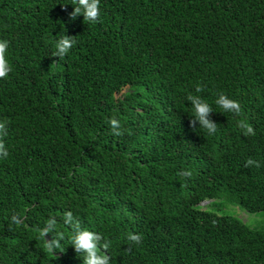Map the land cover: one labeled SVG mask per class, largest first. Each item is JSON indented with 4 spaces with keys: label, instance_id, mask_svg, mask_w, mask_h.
Returning a JSON list of instances; mask_svg holds the SVG:
<instances>
[{
    "label": "trees",
    "instance_id": "1",
    "mask_svg": "<svg viewBox=\"0 0 264 264\" xmlns=\"http://www.w3.org/2000/svg\"><path fill=\"white\" fill-rule=\"evenodd\" d=\"M76 7L0 0V264H85L77 227L108 264H264V226L233 214L264 211V0H99L94 23Z\"/></svg>",
    "mask_w": 264,
    "mask_h": 264
},
{
    "label": "clouds",
    "instance_id": "2",
    "mask_svg": "<svg viewBox=\"0 0 264 264\" xmlns=\"http://www.w3.org/2000/svg\"><path fill=\"white\" fill-rule=\"evenodd\" d=\"M74 4L77 5L74 12L70 14L72 19H75L76 15L83 14L84 20L89 22H96L97 17L99 16V0H74ZM81 7H83L84 11L81 12ZM74 44V40L67 36L62 37L57 43L56 48L59 51L53 53V55H59L63 57L65 53L72 47ZM7 50V41L0 42V78L5 77L8 72L11 70L8 62L5 59V52ZM197 92L203 91V88L197 87ZM187 99L192 101V106L194 110V116L201 123V128L205 129L210 135L214 134L217 131L216 124H213L207 119V115L210 111H212L209 104L204 102L203 100L197 98L196 96L189 95ZM216 104L219 105L224 111L234 112L236 114L240 113V104L235 100H231L227 98L225 95L221 94L219 99L216 100ZM113 128L119 126V122L116 119H112L109 121ZM248 132L254 134L253 129L251 127H247ZM114 135L119 136L121 132H113ZM4 145L0 143V151H3ZM4 157L8 155L5 151L3 153ZM250 162V161H249ZM209 200H204L201 202L202 205L208 204ZM13 221L19 224V220L16 216L12 217ZM54 223V222H50ZM48 230H42L41 235L45 237L46 232ZM60 238H63L62 234H58ZM129 241H135L136 244H140L142 237L140 235H132L128 236ZM99 237L94 234V232L88 230H80L77 227L74 231H72L70 243L74 245L77 253L86 252L87 256L85 257V264H108L109 257L107 255H100L98 248ZM54 247H59V240L52 239L48 241L49 250H53ZM107 249V245H103Z\"/></svg>",
    "mask_w": 264,
    "mask_h": 264
},
{
    "label": "rangeland",
    "instance_id": "3",
    "mask_svg": "<svg viewBox=\"0 0 264 264\" xmlns=\"http://www.w3.org/2000/svg\"><path fill=\"white\" fill-rule=\"evenodd\" d=\"M233 210L237 213V214L236 213H233V214L238 216L243 222L253 227L264 226V211L257 212V213H250L237 206H235Z\"/></svg>",
    "mask_w": 264,
    "mask_h": 264
}]
</instances>
